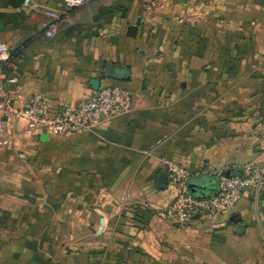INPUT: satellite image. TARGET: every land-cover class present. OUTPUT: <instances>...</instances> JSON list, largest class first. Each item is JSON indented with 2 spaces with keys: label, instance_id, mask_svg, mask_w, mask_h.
Returning a JSON list of instances; mask_svg holds the SVG:
<instances>
[{
  "label": "crops",
  "instance_id": "crops-1",
  "mask_svg": "<svg viewBox=\"0 0 264 264\" xmlns=\"http://www.w3.org/2000/svg\"><path fill=\"white\" fill-rule=\"evenodd\" d=\"M108 2L0 0V68L17 78L0 98V264H34L37 238L51 241L48 264H264V191L207 227L133 209L173 200L168 180L157 185L166 160L205 196L227 171L264 166V0H154L131 15L143 18L136 36V21L115 28ZM96 80L133 93L132 109L101 126L121 143L25 132L18 111L30 96L74 105Z\"/></svg>",
  "mask_w": 264,
  "mask_h": 264
},
{
  "label": "built area",
  "instance_id": "built-area-1",
  "mask_svg": "<svg viewBox=\"0 0 264 264\" xmlns=\"http://www.w3.org/2000/svg\"><path fill=\"white\" fill-rule=\"evenodd\" d=\"M88 0H63L64 8H75ZM31 0H25L29 4ZM47 14L55 21L62 15L59 11L48 10ZM57 23L53 22L46 29L49 37L55 35ZM9 51L0 42V59H8ZM17 81L16 77H8L0 68V98H6L7 85ZM133 93L121 86H102L90 97L74 105L53 107L47 99L39 94L28 98L19 115L26 121V133L43 130L49 134L67 135L80 131H91L93 127H101L106 119L129 112L133 107ZM7 144H12L6 140ZM167 180L175 190L173 200L164 208L152 209L153 213L172 222L186 224L199 215L201 219L215 224L218 219L228 215L249 190L254 193L264 191V166L235 170L230 177L221 175L216 191L209 196L196 195L190 189L188 181L191 173L181 164L166 160Z\"/></svg>",
  "mask_w": 264,
  "mask_h": 264
},
{
  "label": "rangeland",
  "instance_id": "rangeland-1",
  "mask_svg": "<svg viewBox=\"0 0 264 264\" xmlns=\"http://www.w3.org/2000/svg\"><path fill=\"white\" fill-rule=\"evenodd\" d=\"M93 1H101V0H88L83 5L78 6V8L84 6L88 3H92ZM138 2L140 3L139 4L140 9L139 10H137V7H136V5H137L136 3H138ZM153 2H154V0H109L108 3H110V4H108V5H110V6H108L107 8L110 9V11H108V12H111L113 14L115 28L120 27L121 30H123L122 33H124L126 26L129 23L136 21L135 18H133V17L131 18V15H136L137 13H140V14L145 13L146 14L148 11L152 12V8L154 6ZM104 10L105 9H102L103 14L105 12ZM97 17L99 18V20H98V24H99L102 22V20H100V16H97ZM206 223L207 224H205V225L207 227V225H209L210 223L209 222H206ZM84 231L86 233H89L88 229H84ZM37 239H36L37 241L35 242V245H34V247H35V263L34 264H48L46 262H43V259L41 258L42 257L41 256L42 255L41 249H43L44 246H47V247L51 246V243H50L51 241H49V243H47L46 241L41 242L40 238H37ZM112 256L117 259V257L118 258L120 257V254L114 253ZM116 259H113V260H116ZM112 264H116V262H112Z\"/></svg>",
  "mask_w": 264,
  "mask_h": 264
},
{
  "label": "water",
  "instance_id": "water-1",
  "mask_svg": "<svg viewBox=\"0 0 264 264\" xmlns=\"http://www.w3.org/2000/svg\"><path fill=\"white\" fill-rule=\"evenodd\" d=\"M142 23H143V18L139 17L136 21V24H131L128 26L127 35L136 36L138 26ZM99 83H100V81L96 80V84L93 85V87L99 88ZM91 130L93 132L99 134V135H102L103 137L107 138L108 140L114 141L116 143H121L123 141V136L120 133H117L111 129H105L102 127H93ZM231 175H232L231 170L226 172V176L230 177ZM166 184H167V172L162 171L159 174L157 185H158V187L163 188V187H165ZM188 185H189L190 189L192 190V192H194L196 195H199V196H205L206 195L205 193H202L199 191L198 186L200 184L197 182L196 179L191 178L188 181ZM198 218H199V215H195L193 217V219H198ZM176 224L182 225V223H179V222H176Z\"/></svg>",
  "mask_w": 264,
  "mask_h": 264
},
{
  "label": "trees",
  "instance_id": "trees-1",
  "mask_svg": "<svg viewBox=\"0 0 264 264\" xmlns=\"http://www.w3.org/2000/svg\"><path fill=\"white\" fill-rule=\"evenodd\" d=\"M134 213H135V216H140V215H143V214H147L148 212L149 213H153V211L151 210V209H149V208H146L145 206H135L134 208ZM133 223L135 222V221H132ZM44 249L46 250V249H49V248H47V246H44Z\"/></svg>",
  "mask_w": 264,
  "mask_h": 264
}]
</instances>
